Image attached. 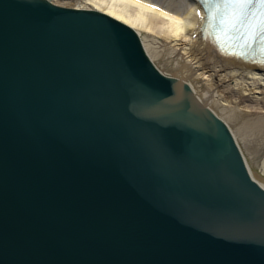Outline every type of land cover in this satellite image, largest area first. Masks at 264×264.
I'll list each match as a JSON object with an SVG mask.
<instances>
[{
    "label": "water",
    "instance_id": "1",
    "mask_svg": "<svg viewBox=\"0 0 264 264\" xmlns=\"http://www.w3.org/2000/svg\"><path fill=\"white\" fill-rule=\"evenodd\" d=\"M0 264H264V193L113 19L0 0Z\"/></svg>",
    "mask_w": 264,
    "mask_h": 264
},
{
    "label": "bare ground",
    "instance_id": "2",
    "mask_svg": "<svg viewBox=\"0 0 264 264\" xmlns=\"http://www.w3.org/2000/svg\"><path fill=\"white\" fill-rule=\"evenodd\" d=\"M43 1L108 16L133 34L153 71L194 95L232 132L248 184L264 193V64L208 41L197 0Z\"/></svg>",
    "mask_w": 264,
    "mask_h": 264
},
{
    "label": "snow or ice",
    "instance_id": "3",
    "mask_svg": "<svg viewBox=\"0 0 264 264\" xmlns=\"http://www.w3.org/2000/svg\"><path fill=\"white\" fill-rule=\"evenodd\" d=\"M208 7L215 11L222 25L245 41V47L258 42L264 54V0H208Z\"/></svg>",
    "mask_w": 264,
    "mask_h": 264
}]
</instances>
